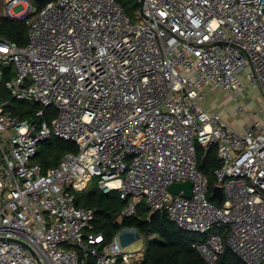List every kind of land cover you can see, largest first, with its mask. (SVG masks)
Here are the masks:
<instances>
[{
  "label": "built area",
  "instance_id": "obj_1",
  "mask_svg": "<svg viewBox=\"0 0 264 264\" xmlns=\"http://www.w3.org/2000/svg\"><path fill=\"white\" fill-rule=\"evenodd\" d=\"M0 2L2 17L28 27L25 45L0 37V264H140L145 244L128 253L137 238L107 242L93 232L95 211L76 205L94 179L130 201L120 220L145 200L200 235L204 264L227 248L264 264V126L254 120L264 108L240 101L251 88L264 95V0H136L133 16L119 0ZM216 91L252 126L211 109ZM52 138L78 152L44 169L35 159ZM197 144L218 149L221 206ZM184 182L190 198L169 191Z\"/></svg>",
  "mask_w": 264,
  "mask_h": 264
},
{
  "label": "trees",
  "instance_id": "obj_2",
  "mask_svg": "<svg viewBox=\"0 0 264 264\" xmlns=\"http://www.w3.org/2000/svg\"><path fill=\"white\" fill-rule=\"evenodd\" d=\"M119 1L130 16H133L134 11L140 7L136 0ZM45 4L46 2H38V8H42ZM0 37L18 45H25L28 42V27L25 22L20 19L2 17L1 2ZM16 106L22 111L29 109L28 104L23 102H16ZM18 113L19 111L16 110V114ZM77 152L78 147L75 144L52 138L40 145L35 161L41 164L44 169H49L58 166L65 154ZM197 158L199 170L209 180V199L212 203L221 206L222 202H219L213 194L217 185L216 171L221 167L217 147L206 149L197 144ZM129 203V200H122L117 192L105 194L98 188L93 192L87 190L78 192L76 198L78 207L95 211L93 232L103 234L107 242L126 230H135L140 238L146 239V255L140 264H204L197 249L193 247L200 235L183 231L177 224L169 221L166 216L159 213L152 214L145 200L138 205L135 215L120 220ZM215 264L243 263L227 248Z\"/></svg>",
  "mask_w": 264,
  "mask_h": 264
},
{
  "label": "rangeland",
  "instance_id": "obj_3",
  "mask_svg": "<svg viewBox=\"0 0 264 264\" xmlns=\"http://www.w3.org/2000/svg\"><path fill=\"white\" fill-rule=\"evenodd\" d=\"M38 2L39 0H29V3L32 4L34 10L38 8ZM27 4L28 3H19L12 7L11 12L15 15H20L25 10V6H27ZM240 101L241 104L246 105L252 112H256V110L261 109L262 107L264 108V95L257 89L251 88L248 93H245L244 96L240 98ZM207 102L210 104L211 109L215 108L217 111H220L226 120L229 116L230 119H228V122L236 128H238V126H252L251 121L248 120L245 115L238 113L239 106L236 102H233L230 95L221 91L209 92L206 99V103ZM254 120H260L264 126V114L258 115ZM98 181V179H94L90 183L87 191H95L97 189ZM121 234L126 236L128 239L133 240L136 239L138 235L135 230H126ZM144 244H146V239L144 237H141V239L137 238L134 242L126 246V252H141Z\"/></svg>",
  "mask_w": 264,
  "mask_h": 264
},
{
  "label": "water",
  "instance_id": "obj_4",
  "mask_svg": "<svg viewBox=\"0 0 264 264\" xmlns=\"http://www.w3.org/2000/svg\"><path fill=\"white\" fill-rule=\"evenodd\" d=\"M47 0H39V2L43 3ZM169 191L172 194H179L180 192H185L186 197L190 198L192 196V183L184 182V183H174L169 187ZM214 197L221 202L223 199V189L220 186H215L214 188ZM137 238L140 239V236L137 235ZM126 245V243H124Z\"/></svg>",
  "mask_w": 264,
  "mask_h": 264
},
{
  "label": "crops",
  "instance_id": "obj_5",
  "mask_svg": "<svg viewBox=\"0 0 264 264\" xmlns=\"http://www.w3.org/2000/svg\"><path fill=\"white\" fill-rule=\"evenodd\" d=\"M207 103H208V102H207ZM208 106H210V104H209V103H208ZM213 109H215V108H213ZM228 119H230V118H229V116H228V118H227V121H228Z\"/></svg>",
  "mask_w": 264,
  "mask_h": 264
}]
</instances>
